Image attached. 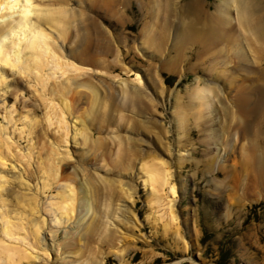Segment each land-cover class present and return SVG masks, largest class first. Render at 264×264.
Instances as JSON below:
<instances>
[{"label": "bare ground", "instance_id": "bare-ground-1", "mask_svg": "<svg viewBox=\"0 0 264 264\" xmlns=\"http://www.w3.org/2000/svg\"><path fill=\"white\" fill-rule=\"evenodd\" d=\"M89 1H92L89 5L90 7L94 5V9L87 8L82 0H30V2L0 0V69L6 67L11 71L15 70V73L30 74L32 70L37 71L45 66L48 68L51 66L55 71L59 68L57 71L59 73L62 64L66 67L69 65L64 62L66 60H62L56 42L57 40L65 42L70 40L69 37H71L72 44L74 43L78 48V50H73L77 53H72L73 58L90 68L92 67L95 71L103 74L105 72L110 73L116 71L120 63L124 65L126 57L119 58V45L117 44H123L121 41L123 37L117 35L118 38L120 36L118 40L116 36H113L112 38L116 41L113 40L106 29L103 30L96 22L90 21V13L93 11L102 18L105 15L99 16L100 10L106 11L109 16L116 19L124 18L126 15L129 16V8L133 0ZM137 1L140 3V14L150 20L145 23L142 30L143 44L157 53L155 57L153 53L149 57L156 60L159 65L156 67L151 64L147 74L144 73L148 88L150 89L149 84L152 82V86L155 85V88L159 89L160 95L168 94L169 90L165 87L166 83L160 76L163 71L182 74L181 69L185 65H189V69L186 68L191 70L210 61L208 65L203 66L204 69L200 67L198 70L205 71L206 67L207 72H210L211 75L214 74V78H216L202 79L197 77V85L190 90L191 92L177 100L176 119L179 130L188 136L192 130V125L199 127L205 123L209 128L207 130H210L207 141L213 139L217 142L225 139V135L223 138L219 131L222 128V117L217 112V100L220 101L218 97L220 98V93L224 92L230 101V104L226 105L223 110L225 111L224 117L227 119L223 128L225 132L228 129L227 134L230 135L229 142H226V148L234 146L232 140L234 143L241 142V156L238 163L241 164L239 174H245L246 180L252 183L254 190L257 188H261V191L264 190V71L261 70L264 61V0H226L215 13L207 9L208 5L205 0L183 4L180 11L177 10V0ZM126 10L127 14L125 13ZM86 16L87 19L82 21L81 19L86 18ZM167 19L170 20V26L166 28ZM77 22L78 25H73ZM74 26L79 27L78 31L73 32ZM46 29H53L56 32V39L52 38ZM94 43H96L95 48H93ZM99 45L102 46L100 50L98 49ZM130 49L134 50V48H129L128 52ZM190 52L192 54L188 58ZM113 56L114 59L109 62V57ZM137 56L139 57V55H135V57ZM69 60L67 59V61ZM234 66L235 68H233ZM126 69V73L133 71L129 66ZM60 73L62 74V71ZM2 77L0 74V82H3ZM137 77V83L135 81L127 82L126 84H119V86L104 80H99L97 83L90 79L71 81L69 79L72 77H70L68 79L69 84L65 85L62 95L60 94L62 96L60 115H56L60 123L66 119L65 114L69 117L74 115V106L70 102L72 99L69 98V100L68 97L64 96L68 89H74L77 96L81 98L83 96L85 99V107H83L82 115L78 118L81 122V129H77L78 132L74 140L81 136V145L87 149L80 153L78 164L68 166V172L63 170V173L66 174L65 179L71 183H76V185L68 183L63 186L61 188L62 194L58 195L59 202L52 205L53 211L59 212V219L65 220V224L72 223L74 220V226H71V230L67 232L66 236L69 239L78 238V242L71 243L70 246L74 252L79 253L81 251L84 253L88 251L87 242H84V245L82 242L89 241L90 243L93 238H103V242L112 244L113 238L118 237L107 228L104 218L115 217L118 210H121L122 217L116 216L117 220L119 219L125 225L132 223V216L127 215V213L130 212L134 215V211H130L127 206L125 209L117 208L120 206V202L125 200L132 201L135 207L137 205L135 200L137 189L132 180L126 181L125 178H122V172L133 174L134 170H139V173L145 178L144 184L150 190L149 202L151 205L162 204L163 190L166 186L169 188V193L176 194L175 186L170 185L171 175L168 170V163L164 158H161L164 154L146 153L143 155L144 152L137 147L139 139L121 133L123 130L142 133L144 129L151 133L150 131L154 127L159 126L154 121L145 120L144 115L151 112L157 103L147 91L143 90L139 83L140 77ZM55 79L57 80V77ZM41 80L43 81V79ZM45 84L46 81L42 85L44 87L48 85ZM60 87L62 86H59L58 90ZM148 88L146 89L148 90ZM176 96L179 97L178 94ZM159 106H157L158 110ZM51 108L53 110L52 116L47 115L48 112L44 115L48 127H53L56 118L54 117V110L57 107L52 105ZM192 120L193 123H191ZM105 126H113L116 128V133L118 132L112 138L111 146L108 145L109 142L106 138L93 139L91 136V131L102 132ZM158 131L162 142V138L167 134L163 123L160 124ZM181 138L183 139V136ZM163 146L165 150H170L167 142ZM49 153L51 152L49 151ZM90 154L95 159L101 155L107 166L108 162L105 160L110 158V163H112L110 166L117 173L113 176H110V173L104 175L89 173L88 167L91 158L87 159V157ZM220 154L221 151L218 155L216 152L214 157H211L212 154H210L208 171L214 172V166ZM3 158V153L0 152V163H2ZM183 163V160L180 161V167ZM41 169L44 170L42 175L46 181L56 180L60 175L58 174L59 167L54 166L52 162L43 168L41 167ZM233 177L234 175H231L230 179ZM3 178L1 176L0 181ZM226 181L216 183V189L219 192H221ZM3 188L4 186L0 184V189ZM226 189L227 191L231 189L230 183L226 185ZM244 196L240 195L239 199H243ZM15 198L20 203V196L17 197L16 194ZM27 200L29 204L27 208L35 212L40 204L32 198ZM33 203L36 206L31 207L30 205ZM115 206L117 207L115 208ZM8 213L12 214V212ZM173 214H170V221L175 223L177 219ZM25 218L31 224V233H28L32 235L31 237L34 236L40 240L42 229L46 223L45 220L36 221L34 218H28L26 214L23 215L22 212H14L10 219V215L6 212H0V264H21L26 258L31 257L26 252L28 249L12 243L14 240L21 239L17 238V235L25 230L22 228ZM164 228L165 232L168 233L169 224L165 225ZM178 231L179 228L175 233L178 234ZM39 243L38 241L37 246Z\"/></svg>", "mask_w": 264, "mask_h": 264}, {"label": "rangeland", "instance_id": "rangeland-1", "mask_svg": "<svg viewBox=\"0 0 264 264\" xmlns=\"http://www.w3.org/2000/svg\"><path fill=\"white\" fill-rule=\"evenodd\" d=\"M82 1L87 8H95L94 5L92 7L89 5L92 1ZM196 1L177 0V10L180 11L183 4ZM225 1L205 0L208 5L207 9L212 13H215ZM140 11L139 1L133 0L129 8V16L126 15L124 18L116 19L109 16L106 11L102 12L100 10L98 15H105L102 18L98 17L93 11L90 13V21L96 22L103 30L106 29L111 38L113 36L117 37V35L123 37L121 40L123 44L115 43L119 45L116 44L119 47V58L124 56L126 61L124 65L120 63L116 71L99 73L92 67L90 68L88 65L75 60L72 53H76L73 50H78V48L74 43L72 44L71 37H69L70 40L65 42L61 40L56 42L62 60H66L63 61L69 65L66 67L62 64L60 68L62 74L57 72L59 68L55 71L51 66L49 68L45 66V69L47 67L46 70L44 68L38 69V72L32 70L30 74L15 73V70L11 71L6 67L0 69V74L3 76V82H0V152L3 153L4 157L2 163H0V177H4L3 182L0 181V184L4 186L3 189H0V212H6L10 215V219L14 212H22L28 218H34L36 221L45 220L46 222L41 232V238L37 240L38 238L31 237V224L28 223L27 218L23 219L22 228H25V230L18 234L17 238L26 241L20 239L12 242L19 247L28 249L26 252L31 256L21 264H264V190L261 191V188L254 190L252 183L246 180L245 174H239L241 164L238 163L241 156V142L234 143L232 140L234 146L226 148V142H229L230 135L227 134L229 130L226 129L225 132L223 128V124L227 122L223 110L226 105L230 104L228 96L221 92L220 98L218 97L220 101L217 100V112L222 117V128L219 129L218 126L217 128L223 138L225 135V139L217 142L213 139L207 141L210 130H207L209 128L205 123L199 127L192 125L191 132L188 136H185L179 130L176 119L177 100L191 92L190 90L197 85V77L202 79H209V77L215 79L216 77L214 78V74L208 73L206 67L205 71L198 70V68L208 65L210 61L200 64L201 66H197V69L192 68L191 70H188L189 65H185L181 69L182 74L170 71H163L160 74L166 83L165 87L169 90L168 94L160 95L159 89H156L155 85L152 86V82L149 84V89L144 73L147 74L148 67L151 64L156 67H159V65L156 60L149 57L151 53L154 54V57L157 53L143 44L142 30L145 23L150 20L140 14ZM125 13L127 14V10ZM85 19H87V16L81 20ZM169 21L167 19L166 28L170 26ZM78 22L73 25H78ZM78 28L74 26L73 32L78 31ZM46 31L52 38L56 39V32L53 29H46ZM119 38L117 37L118 40ZM113 40L116 41V39ZM95 46L96 43H94L93 48ZM101 48L102 46L99 45L98 49ZM129 48H134V50L130 49L128 52ZM189 54L188 58L192 53ZM135 55H139V57H135ZM67 59L70 60L67 61ZM113 59L114 56L109 57L108 61L112 62ZM128 66L133 71L126 73V70H128L126 67ZM262 67L261 70L264 71V61ZM139 69L141 70L138 73ZM47 76L50 79L46 78ZM137 76L140 77L139 83L143 90L155 99L157 106L160 105L159 110L155 106L151 112L146 113L144 115L145 120L154 121L159 126L163 123L167 134L164 135L161 142L158 133L159 126H157L158 128H151V133L145 129L142 133H132L128 130H123L121 133L139 139L137 147L144 152L143 155L146 153L164 154L161 158H164L168 163V170L171 175L170 185L175 186L176 194L169 193V188L166 186L163 190L162 204L151 205L149 202L150 190L144 184L145 178L139 173V170H134L133 174L122 172V178H125L126 181L132 180L137 189L135 194L137 205L135 207L132 201L125 200L121 201L120 206H115V208L125 209L127 206L130 211H134L135 217L132 213H127V215L132 216L133 224L125 225L119 219L117 220L116 216L122 217L121 210H118L115 217L104 218L107 228L118 237L113 238L114 244L103 242V238H93L90 243L89 241L82 242V245L87 242L88 251L84 253L81 251L79 253L74 252L70 246L71 243L78 242V238H66L67 232L71 230V226H74V220L72 223L65 224V220L59 219V212L53 211L52 205L59 202L58 195H61L63 191L61 188L71 183L65 179L66 174L63 173V170L68 172V166L78 164L80 153L87 149V147L81 145V136L74 140L78 132L77 129H81V122L78 118L82 115L83 107H85V99L83 96L82 98L77 96L74 89H68L64 96L72 99L70 102L74 106V115L69 117L65 114L66 119L60 123L58 117H56V115H60L62 97L60 94L62 95V90L65 89L66 84H69V80L85 81L90 79L95 80L96 83L99 80H104L119 86V84H126L127 82L132 83L135 81L137 83ZM52 78L53 81H51ZM45 81V85L48 84L49 88L42 85ZM54 81L55 83H52ZM220 83H223V81H220ZM53 86L56 88L54 89ZM59 86L62 87L58 90ZM44 88L46 89L44 90ZM69 94H72L73 98ZM177 94L179 99L176 96ZM45 101L47 104H45ZM52 105H55V108L57 107V109L54 108V117L57 119H54L55 124L53 127H48L44 115L48 112L47 115L52 116ZM49 108L51 111L48 110ZM191 123H193V120ZM117 133L115 127L105 126L102 132L91 131V136L93 139L106 138L109 142L108 145L111 146V140ZM165 142L168 143L170 148L168 151L164 149ZM220 151L221 154L217 158L214 172L208 171V157L210 154H212L211 157H214L216 152L218 155ZM212 152H215V154L213 155ZM92 156L90 154L87 157V159L91 158L88 167L89 173L95 175L110 173V176L117 173L110 166L112 164L110 158L105 160L108 162L107 166L101 155L97 159L92 158ZM182 160L184 163L180 167V161ZM50 162L59 167L58 174L60 175L56 180L46 181L43 178L42 172L44 170L42 171L41 167H45ZM231 175H234L233 179H230ZM228 176L229 179H227ZM221 181H226V184L219 192L216 189V183ZM236 182L237 184H235ZM45 183L46 185H44ZM228 183L231 186L229 191L226 189ZM71 184L76 185L74 182ZM16 194L17 197L20 196V203L16 198L14 199ZM240 195L245 196L243 199H239ZM29 198L40 204L35 212L27 208L29 207L27 200ZM30 206L34 207L36 205L33 203ZM24 210L26 211L24 212ZM8 212H12V214ZM170 214L176 217L175 223L170 221ZM57 220L58 222H56ZM167 224H169L168 233L165 232L164 228ZM178 228L179 233L176 234ZM38 241L40 243L37 246ZM31 244L32 247H30Z\"/></svg>", "mask_w": 264, "mask_h": 264}, {"label": "snow or ice", "instance_id": "snow-or-ice-1", "mask_svg": "<svg viewBox=\"0 0 264 264\" xmlns=\"http://www.w3.org/2000/svg\"><path fill=\"white\" fill-rule=\"evenodd\" d=\"M25 2H30V0H25Z\"/></svg>", "mask_w": 264, "mask_h": 264}]
</instances>
